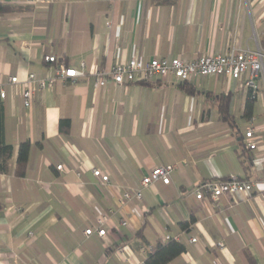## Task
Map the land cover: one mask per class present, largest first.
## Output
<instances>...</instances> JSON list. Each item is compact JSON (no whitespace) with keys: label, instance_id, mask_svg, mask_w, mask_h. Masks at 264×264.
Masks as SVG:
<instances>
[{"label":"crops","instance_id":"1","mask_svg":"<svg viewBox=\"0 0 264 264\" xmlns=\"http://www.w3.org/2000/svg\"><path fill=\"white\" fill-rule=\"evenodd\" d=\"M0 3L19 7L0 14L4 139L13 147L10 168L0 173V264H145L143 248L171 238L185 250L167 264H264V75L248 117L246 74L194 76L193 93L160 81L95 86L92 75L131 58L193 59L231 47L264 53V0ZM59 62H83L85 76L58 77ZM27 73L54 78L36 89L30 107L21 96ZM14 75L20 83L13 85ZM249 127L257 147L242 150ZM25 141V174L17 176ZM166 164L174 165L169 183L141 187L143 175ZM229 176L253 180V190L220 196V210L194 196L200 181ZM134 188L141 200L121 203L122 191ZM108 208L117 213L106 236L86 235Z\"/></svg>","mask_w":264,"mask_h":264},{"label":"built area","instance_id":"2","mask_svg":"<svg viewBox=\"0 0 264 264\" xmlns=\"http://www.w3.org/2000/svg\"><path fill=\"white\" fill-rule=\"evenodd\" d=\"M110 26V21L106 22ZM264 53L260 49H249L231 47L225 53L203 54L193 59H181L178 57L152 58L149 60H141L131 58L127 62L119 63L110 69L94 70L92 72L95 86H105L108 83L116 85H127L134 82H166L182 84L188 82L194 76L221 75L226 78L240 79L244 74L247 78L244 82L249 90L251 98L256 97L259 84L257 78L264 75L263 65ZM46 61H56L53 56H44ZM56 75L61 78H76L85 76L84 63L81 62L79 67H69L64 63H57ZM53 77L37 78L34 73H27L21 81V96L25 107H30L33 94L36 89L46 88L53 82ZM10 84L20 83L19 78L9 76L7 79ZM3 82L0 77V98H4L5 91L2 88ZM244 145L248 149H255L258 143V137L253 134V128L249 127L244 133ZM61 164L56 168L60 169ZM174 169V165L166 164L152 168L147 174L143 175L140 185L146 187L154 182L161 181L169 183L170 174ZM92 173L100 178L102 183L108 182V175L102 173L99 169L93 168ZM255 185L253 180L238 176H229L227 178H211L200 181L193 188L194 196L200 200H208L213 208L218 210L223 207L219 203L222 195H248ZM141 188L126 189L122 191L120 202L140 201ZM264 196V192H263ZM117 213L114 208H108L105 212L99 214L95 220V227H89L84 230L86 235L96 233L99 237H105L107 234L106 224L110 217ZM121 224L125 225L126 220L121 218ZM169 237H166V240ZM190 241H196L195 237H191ZM217 246L224 247L222 241L217 242ZM150 251L152 247L143 248ZM122 248L117 249L118 254L123 251Z\"/></svg>","mask_w":264,"mask_h":264},{"label":"trees","instance_id":"3","mask_svg":"<svg viewBox=\"0 0 264 264\" xmlns=\"http://www.w3.org/2000/svg\"><path fill=\"white\" fill-rule=\"evenodd\" d=\"M19 7L13 6L7 3H0V14H4L10 11H14ZM264 41V40H263ZM181 86L188 93H193V88L187 82L182 83ZM253 98L248 97L244 106V115L246 117L251 115ZM219 112L220 117L227 119L228 112L226 109L225 99L221 98L219 101ZM68 123V120L61 119L60 127L63 128V124ZM30 144L28 141L22 142L18 146L14 174L17 176H23L25 174L26 164L29 155ZM243 150L245 145L243 142L240 144ZM13 147L11 144L7 143L4 139V113H3V103L2 98H0V173H6L10 168V158L12 156ZM193 222V218H190L188 222H181L180 226L186 228L190 223ZM185 250L183 243L177 241L174 238L169 239L166 242H157L152 249L148 252L145 259V264H167L172 259L180 255Z\"/></svg>","mask_w":264,"mask_h":264}]
</instances>
